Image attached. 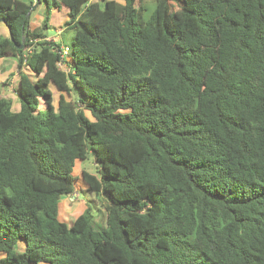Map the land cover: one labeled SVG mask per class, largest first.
<instances>
[{
    "label": "trees",
    "instance_id": "trees-1",
    "mask_svg": "<svg viewBox=\"0 0 264 264\" xmlns=\"http://www.w3.org/2000/svg\"><path fill=\"white\" fill-rule=\"evenodd\" d=\"M33 2L65 6L67 69ZM137 2L0 0V264H264V0ZM89 155L100 228L59 218Z\"/></svg>",
    "mask_w": 264,
    "mask_h": 264
},
{
    "label": "rangeland",
    "instance_id": "rangeland-1",
    "mask_svg": "<svg viewBox=\"0 0 264 264\" xmlns=\"http://www.w3.org/2000/svg\"><path fill=\"white\" fill-rule=\"evenodd\" d=\"M52 0H49L51 2ZM173 3V2H172ZM140 4L143 5V18L147 19L154 8V0H143V2L136 3V6L139 7ZM32 11L30 14V28H38L42 26L43 20L47 17V26L44 28V33L47 34L46 40L52 39L53 42H63V44L71 45L74 38V29L67 26V22L69 21V16L67 10L64 5L59 4L58 6H53L50 4V8H46L45 2H41L35 6V2L32 4ZM16 64V59L14 56L5 55L0 57V76L7 71H10V66L12 63ZM66 69V64L61 66ZM3 68V69H1ZM15 75V76H14ZM18 76L17 68L13 71V75L10 77L15 78ZM4 81L7 84L4 87H9L7 93L10 94L11 98H13V103H17V96L14 92L15 84L9 83L7 79ZM50 89L53 93V104L57 105V100L59 98L58 90L51 84ZM69 98V96H68ZM42 105V104H41ZM12 107H15L14 105ZM15 109V108H14ZM87 116H90L89 112L86 111ZM82 170H86L91 173L96 172V163L92 156H88L86 159H78L75 161L73 167V174L77 177L75 182V191L72 194L64 195L60 199V208H59V218L61 220L66 221L67 223H71L72 220L76 217V215L80 214L84 211L87 206L91 207V213L93 214V221L95 228H100L102 225H105V212L104 207L102 205L103 199L95 196L93 192L84 188V183L81 179ZM75 194V197H73ZM19 250L22 249L21 242L18 243ZM46 264V263H39Z\"/></svg>",
    "mask_w": 264,
    "mask_h": 264
},
{
    "label": "crops",
    "instance_id": "crops-1",
    "mask_svg": "<svg viewBox=\"0 0 264 264\" xmlns=\"http://www.w3.org/2000/svg\"><path fill=\"white\" fill-rule=\"evenodd\" d=\"M115 1H118V2H121V3H123L124 2V0H115ZM142 2H143V0H142ZM37 4L35 3V6H36ZM7 33H8V31H7V28H6V26L3 24V23H0V35H7ZM16 59V58H15ZM0 66H1V63H0ZM15 67H16V64H14V61H13V63H12V66H10V71H8V69H7V71L6 72H4L1 76H0V83L1 82H5V84L3 85V87H2V89H1V96H3V97H6V98H9V99H11V102H12V106L14 105L15 107V109H18L19 108V103L17 102V103H13V98H11V96H10V94H8L7 93V90H9V87H4L6 84H7V82L6 81H4L5 79H7V81H9V83H11L10 85H12L13 83L15 84V86H14V88H16V86H17V84H18V78H19V76H16L15 78H12V77H10L11 75H13V71L15 70ZM1 69H3V68H1ZM18 74V73H17ZM15 76V75H14ZM13 88V89H14ZM15 92V91H14ZM15 95H16V93H15ZM60 206V205H59ZM60 208V207H59ZM66 222V221H65Z\"/></svg>",
    "mask_w": 264,
    "mask_h": 264
},
{
    "label": "built area",
    "instance_id": "built-area-1",
    "mask_svg": "<svg viewBox=\"0 0 264 264\" xmlns=\"http://www.w3.org/2000/svg\"><path fill=\"white\" fill-rule=\"evenodd\" d=\"M51 41H53L52 39H50ZM31 41H35V40H31ZM69 49H70V47L68 46V45H66V44H61L60 45V47L59 48H56L55 49V51L59 54V60H58V62H57V64H58V66L60 67V68H62L61 66L62 65H64V64H66V61H67V59H68V57H67V55H68V53H69ZM27 52H30V50H31V45H29L28 47H27ZM62 69H64V68H62ZM67 69V68H66ZM72 194V193H71ZM69 195V194H68ZM73 197H75V194H73Z\"/></svg>",
    "mask_w": 264,
    "mask_h": 264
},
{
    "label": "water",
    "instance_id": "water-1",
    "mask_svg": "<svg viewBox=\"0 0 264 264\" xmlns=\"http://www.w3.org/2000/svg\"><path fill=\"white\" fill-rule=\"evenodd\" d=\"M0 23L5 24L3 19H0ZM5 26H6V25H5ZM6 28H7V30H8V33L10 34L9 28H8L7 26H6ZM23 41H24V38L22 39V43H23ZM22 43L19 45V48H21V47L23 46Z\"/></svg>",
    "mask_w": 264,
    "mask_h": 264
}]
</instances>
